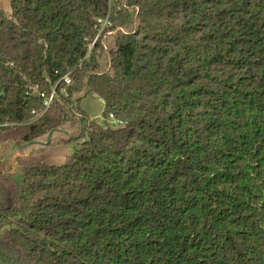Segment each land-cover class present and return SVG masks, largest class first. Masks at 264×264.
<instances>
[{
  "label": "trees",
  "instance_id": "1",
  "mask_svg": "<svg viewBox=\"0 0 264 264\" xmlns=\"http://www.w3.org/2000/svg\"><path fill=\"white\" fill-rule=\"evenodd\" d=\"M0 125V264H264V0H11Z\"/></svg>",
  "mask_w": 264,
  "mask_h": 264
},
{
  "label": "rangeland",
  "instance_id": "2",
  "mask_svg": "<svg viewBox=\"0 0 264 264\" xmlns=\"http://www.w3.org/2000/svg\"><path fill=\"white\" fill-rule=\"evenodd\" d=\"M115 0H110L113 5ZM0 11L9 15L11 13V0H0ZM83 113L93 122L105 126L103 113L106 110V104L104 100L95 94H90L87 97H83L79 105ZM116 128V127H112ZM50 136V135H49ZM48 136V137H49ZM50 138V137H49ZM80 147V144L73 143L62 146H50L42 153H37L32 156H27L22 160L24 166L40 163L52 166H61L66 163L67 159ZM21 178H19L20 180Z\"/></svg>",
  "mask_w": 264,
  "mask_h": 264
},
{
  "label": "built area",
  "instance_id": "3",
  "mask_svg": "<svg viewBox=\"0 0 264 264\" xmlns=\"http://www.w3.org/2000/svg\"><path fill=\"white\" fill-rule=\"evenodd\" d=\"M109 17H107L106 19H100V20H98V24L100 25L99 26V31H98V34H97L94 42L89 47V54L88 55H90V52L93 50L96 42L101 38V36L103 35L104 31L107 28H111L112 27V23H111ZM108 34L110 35L111 33L109 32ZM63 81H64V83L67 86H70L72 84V80H71L70 74H68L67 76H65L63 78ZM26 95L27 96L37 95L41 99L44 100V111L41 114H39V115H37V114H35L33 112V116H34L33 121H36L39 118H41L49 110V108L53 104L54 99L57 97V91H56V87H54L52 89L50 95L48 96L45 92H41L39 90V88L37 87V88H33L31 91L26 92ZM73 107L75 109V112H74L75 116H77V118H79V119L83 118V116L76 111L77 106H76L75 103L73 104ZM104 123L106 125H109L110 127H116V128H120V127H123L125 125L123 121L115 119V117L112 114L109 116V118L107 120H104ZM2 126H8V124L2 125ZM0 127H1V125H0Z\"/></svg>",
  "mask_w": 264,
  "mask_h": 264
},
{
  "label": "water",
  "instance_id": "4",
  "mask_svg": "<svg viewBox=\"0 0 264 264\" xmlns=\"http://www.w3.org/2000/svg\"><path fill=\"white\" fill-rule=\"evenodd\" d=\"M139 95V93H134V96H138Z\"/></svg>",
  "mask_w": 264,
  "mask_h": 264
}]
</instances>
